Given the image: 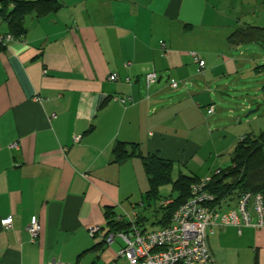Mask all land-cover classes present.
I'll return each mask as SVG.
<instances>
[{
    "label": "crops",
    "instance_id": "obj_1",
    "mask_svg": "<svg viewBox=\"0 0 264 264\" xmlns=\"http://www.w3.org/2000/svg\"><path fill=\"white\" fill-rule=\"evenodd\" d=\"M56 1L57 11L26 14L21 32L0 27L15 36L0 44V264H128L117 241L109 246L89 229L108 232L110 214L161 228L160 209L178 194L164 197L165 185L158 200L147 198L143 158L171 162L174 182L204 180L224 170L206 173L212 154L232 157L264 119L243 121L255 105L237 98L251 94L253 114L263 109L264 45L229 42L238 28H264V0ZM148 71L159 76L150 88ZM120 144L136 155L117 162ZM33 216L43 230L32 243ZM208 240L219 264H264V229L215 228Z\"/></svg>",
    "mask_w": 264,
    "mask_h": 264
},
{
    "label": "built area",
    "instance_id": "obj_2",
    "mask_svg": "<svg viewBox=\"0 0 264 264\" xmlns=\"http://www.w3.org/2000/svg\"><path fill=\"white\" fill-rule=\"evenodd\" d=\"M18 0H0V27L5 18V7L12 10ZM11 34L0 33V44L6 46L14 41ZM196 63L201 72H204L205 62L194 54ZM116 82L117 75L109 78ZM146 86L150 88L159 80L155 71L145 74ZM126 79V82H129ZM172 88H177L178 83L171 81ZM37 101L42 102L40 98ZM122 103L131 102L129 98L119 100ZM215 107L211 106L207 114L212 115ZM81 136L75 138L79 142ZM220 170L215 174H219ZM214 174V175H215ZM212 177L200 180L191 189V198L181 205L173 214L168 227L157 230H142L131 222L133 226L128 231L105 233L99 226L89 229L92 237L100 238L109 246L117 239L123 242L118 252V257L125 259L128 264H219L209 246V233L215 228L235 227L239 233L243 228L264 229V196L259 193L246 192L238 199L226 198L220 203L208 190ZM169 204L165 202L164 205ZM121 220V219H120ZM5 230L13 227L11 217L2 220ZM42 223L37 216H33L27 227L31 242H36L42 233ZM50 264H67L54 261Z\"/></svg>",
    "mask_w": 264,
    "mask_h": 264
},
{
    "label": "trees",
    "instance_id": "obj_3",
    "mask_svg": "<svg viewBox=\"0 0 264 264\" xmlns=\"http://www.w3.org/2000/svg\"><path fill=\"white\" fill-rule=\"evenodd\" d=\"M60 4L56 0H38L34 2L18 0L16 7L12 10L5 7V22L17 32H21L24 24V17L30 12L37 13L38 17L57 11ZM15 37V36H14ZM232 45H264V28L250 26L238 28L230 37ZM125 144H120L116 148L117 162H123L136 155L130 154ZM137 150V146H133ZM139 155V153L137 154ZM144 167L148 176L150 189L147 198L151 200L159 199V189L165 185H172L173 191L178 196L166 208H161L162 217L155 225L161 228L170 226L172 216L175 211L191 198L192 186L199 182L197 177L181 176L177 181L172 180L171 162L150 155L143 158ZM208 190L216 197L218 203L226 198L238 199L243 193H259L264 196V130L259 134H247L236 145L232 157L231 165L220 170L219 174L212 177ZM112 215H106L107 225L110 227L109 233L128 231L133 226L132 223L123 220H110ZM110 220V221H109ZM140 227V223H134ZM105 243V242H104Z\"/></svg>",
    "mask_w": 264,
    "mask_h": 264
},
{
    "label": "rangeland",
    "instance_id": "obj_4",
    "mask_svg": "<svg viewBox=\"0 0 264 264\" xmlns=\"http://www.w3.org/2000/svg\"><path fill=\"white\" fill-rule=\"evenodd\" d=\"M257 66H258L257 68H258L259 72L262 73V74H264V62L262 60H260V62L257 64ZM237 98L240 100L239 102L243 101L244 99H247L249 101V103H251L250 101H253V103L255 105L254 110H256L259 107V105H256L257 103L255 102V100L252 99L251 94L238 93L237 94ZM257 99H260L261 100L260 105L263 107V109L260 112H258L257 114H251L252 111L246 112L244 115H242V120L243 121H246L249 117L252 118L253 116H260V117L264 116V94L262 93V91L260 92V95L258 96ZM248 114L250 116H247ZM211 118L212 117H208V121L211 120ZM259 122H261L263 124H261V123H254L253 131L251 133H253V134H259L262 131V129H264V119H262ZM241 135H243V134H241ZM209 150H211V149L208 148L207 154L209 153ZM206 157L209 158L208 156H206ZM216 162H217V165H215ZM230 165H231V157H230L229 153H225L223 156H217L216 154H212V157H210V161H209L208 166H207V168H206L205 171L207 173V170L210 169L211 167H213L215 169L216 168L226 169ZM163 190L164 191H161V193L163 192L165 195H163V194L162 195L164 197H166V198L169 197L173 193L172 186H170V187H168L166 189H163ZM172 195H173V197H175L174 194H172ZM152 221L153 220H151V222ZM114 247H115V249L120 250V248L123 247V242L120 239H117V242L115 243Z\"/></svg>",
    "mask_w": 264,
    "mask_h": 264
},
{
    "label": "water",
    "instance_id": "obj_5",
    "mask_svg": "<svg viewBox=\"0 0 264 264\" xmlns=\"http://www.w3.org/2000/svg\"><path fill=\"white\" fill-rule=\"evenodd\" d=\"M256 111H252L251 114L255 113Z\"/></svg>",
    "mask_w": 264,
    "mask_h": 264
}]
</instances>
